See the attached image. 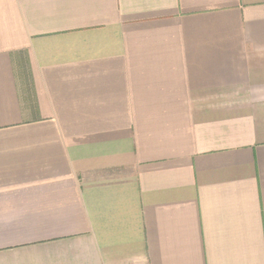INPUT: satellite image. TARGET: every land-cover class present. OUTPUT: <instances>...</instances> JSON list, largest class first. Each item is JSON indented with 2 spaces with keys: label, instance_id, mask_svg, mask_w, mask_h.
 <instances>
[{
  "label": "crops",
  "instance_id": "1",
  "mask_svg": "<svg viewBox=\"0 0 264 264\" xmlns=\"http://www.w3.org/2000/svg\"><path fill=\"white\" fill-rule=\"evenodd\" d=\"M0 264H264V0H0Z\"/></svg>",
  "mask_w": 264,
  "mask_h": 264
}]
</instances>
